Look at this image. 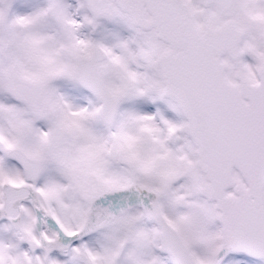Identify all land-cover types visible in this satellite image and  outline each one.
<instances>
[{
    "label": "snow or ice",
    "instance_id": "snow-or-ice-1",
    "mask_svg": "<svg viewBox=\"0 0 264 264\" xmlns=\"http://www.w3.org/2000/svg\"><path fill=\"white\" fill-rule=\"evenodd\" d=\"M0 264H264V0H0Z\"/></svg>",
    "mask_w": 264,
    "mask_h": 264
}]
</instances>
